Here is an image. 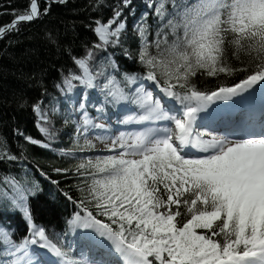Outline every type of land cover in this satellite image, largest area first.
<instances>
[{"label":"snow or ice","instance_id":"obj_1","mask_svg":"<svg viewBox=\"0 0 264 264\" xmlns=\"http://www.w3.org/2000/svg\"><path fill=\"white\" fill-rule=\"evenodd\" d=\"M53 4L0 0V54L42 21L59 61L0 133V264H264V0Z\"/></svg>","mask_w":264,"mask_h":264},{"label":"trees","instance_id":"obj_2","mask_svg":"<svg viewBox=\"0 0 264 264\" xmlns=\"http://www.w3.org/2000/svg\"><path fill=\"white\" fill-rule=\"evenodd\" d=\"M14 6L22 9L28 0H13ZM87 3V0H69L67 7L60 4L52 5V16L48 18V24H56L57 21L70 22L75 17L72 9H80ZM7 7V5H5ZM84 17L83 11L80 12V18ZM12 19L11 15H0V25L9 22ZM43 22L36 21L32 24H22L21 30L24 31L22 42L8 48V52L12 53L15 59L8 55L0 54V67L4 71H0V133L8 137L9 143L12 145L13 151H19L17 141L24 144L20 137H17L13 132L15 127H21L26 134L40 137L37 127L33 123L34 117L28 110H20L17 108L14 100V92L23 90L28 96L34 97L38 95V90L35 89L31 82L21 78V72L32 73L39 72L41 69L47 74L49 79L56 76V68L59 66V61L56 59V53L50 46H46L43 36ZM26 30V31H25ZM83 32V29H80ZM11 38L17 39V33H10L3 40H0V52L5 48L7 40ZM26 48H35L36 53H29L27 56H22L23 50ZM12 70V71H10ZM66 146V145H62ZM33 153H40V159L52 160L58 166L65 163L64 160L47 153L46 150L39 147L28 145ZM31 167V164L29 165ZM39 179V177H37ZM43 183V181H41ZM71 184V180L68 181ZM61 187H65L61 184ZM67 190V189H66ZM72 210V205L69 202L67 215Z\"/></svg>","mask_w":264,"mask_h":264}]
</instances>
